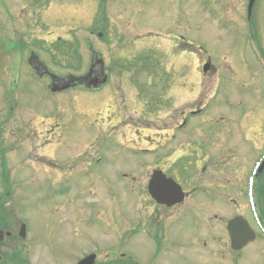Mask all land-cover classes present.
Masks as SVG:
<instances>
[{"label": "rangeland", "instance_id": "rangeland-1", "mask_svg": "<svg viewBox=\"0 0 264 264\" xmlns=\"http://www.w3.org/2000/svg\"><path fill=\"white\" fill-rule=\"evenodd\" d=\"M2 7L0 162L4 156V168L0 173L8 179L2 181L0 176V194L8 190L9 203L28 212L21 217L27 222L52 221L64 231L76 226L74 233L87 226L83 230L88 239L112 243L115 235L105 226L114 219L120 222L130 249L131 222L153 218V210L144 207L138 212L133 206L138 203L134 194L144 186L140 175L144 165L130 166L136 149L126 144L142 148L159 142L164 133L176 141L186 136L205 142V147L213 148V164L206 159L207 176L213 172L214 197L221 209L217 185L222 188L223 181L218 179L230 177L225 159L237 156L230 166L240 162L246 177L264 152V100L259 95L264 73L259 64L247 63L244 51L226 43L224 20L214 13L213 0H6ZM186 32L212 60L213 76L201 74L198 45L180 55L168 48L172 42L165 35L189 39ZM31 55L44 69L42 74L35 71L33 60L27 62ZM98 59L110 76L101 91L77 86L54 94L48 90L50 75L63 80L61 89L69 77L81 76L88 62ZM195 107H204V113L190 117L188 125H205L211 119L213 137L201 130L188 137V128L176 127L171 137L169 125H179L180 112ZM97 153L100 161L93 164ZM114 153L117 160L111 161ZM182 161L170 162L171 167ZM115 171L131 173L142 185L132 195L130 176L123 178ZM204 186L209 193L210 180ZM231 198L238 201L236 193ZM253 200L255 204L246 202L239 213L262 236L253 217L257 214L264 227V199L255 195ZM142 203L147 205V200ZM254 205L257 212H251ZM220 208L218 213L223 214ZM212 213H185L181 218L187 221L185 235L198 228L202 237H208L206 231L216 219ZM217 219V227H223L217 235L224 238L223 221ZM261 247L254 242L243 251L251 255Z\"/></svg>", "mask_w": 264, "mask_h": 264}, {"label": "flooded vegetation", "instance_id": "flooded-vegetation-1", "mask_svg": "<svg viewBox=\"0 0 264 264\" xmlns=\"http://www.w3.org/2000/svg\"><path fill=\"white\" fill-rule=\"evenodd\" d=\"M213 6L214 13L224 20L226 43L238 51H244L247 63L253 66L264 63V0H213ZM167 37L168 41L172 42L168 48L173 53L178 52V55L187 49L196 47L194 46L196 43L190 35H187L189 39L181 35H167ZM32 60L34 65L39 64L34 58L27 62L32 63ZM207 63H209V58H203L199 66L201 73L202 67ZM89 71L90 75L86 76ZM215 72V68L211 66L206 74L202 75L204 77L213 76ZM85 74L78 78V82L82 86H84L82 83L88 85L91 80L97 77L99 82L103 79L107 80L103 85L98 82V89H102L110 80L103 62L99 59L98 61H89ZM258 75L262 76L260 73ZM50 82L52 81L50 80ZM62 82L55 79L54 88L57 89ZM201 110L202 108L195 107L193 110L185 112L183 109L179 114V125L175 123L169 125L173 127L171 137H174L175 127L180 130L188 128L185 132L188 137L195 135L198 130L209 131L210 137H213L211 119L208 122L205 121L207 127L204 124L189 126L187 123L191 121L190 117L199 115ZM161 136L164 137V140H162L163 145L158 146L160 153L154 155L155 147L147 148L144 152L149 154V157L137 161L144 165L143 172L140 174L144 181L142 189L137 191L138 185L142 184L138 183L131 173L113 172L123 178L130 176L131 194L133 195L137 191L134 196L138 203L133 206L138 212H143L144 207L153 210L151 213L153 218L148 219L149 215L146 219H137L131 222L129 227L134 228V231L131 234L133 241L130 242V249L127 246L129 243L123 241L124 236H122L120 222L114 219L109 220L110 225L105 226L112 228L114 238H116L114 242H104L97 237L91 240L83 230L88 229L87 226L81 227L82 230L78 229L74 233L76 226H69L67 231L66 229L64 231V228L59 230L52 221H35L33 224L31 221H24L25 218L21 217H25L23 215L28 212L23 211L18 203L10 204L9 198H7L9 193L4 190L0 194V264H264V235L255 234L254 242L259 243L262 247L260 252L251 255L246 254L243 250L233 251L227 233L224 238L217 235V229L223 230V227H217V215L212 213L217 211V202L214 197L216 189L213 188V172H211V176H207L206 164L207 158L213 164V148L205 147V142L202 144L201 141L186 140V136L178 141L175 138L170 140L169 133H164ZM186 141L189 143L187 144ZM211 142L213 143V139ZM197 151L204 155H197ZM188 152L190 154H187ZM176 154V160L183 159L186 155L188 160L176 167H171L169 157ZM114 156L117 158L116 153ZM233 158L237 159L238 157L229 155L224 161V168L228 170L227 174L230 177H220L218 181H223L222 188L217 185L221 192L217 201H220L221 210L226 214L222 219L224 228L226 219L241 214L239 213L242 210L240 208L247 201L246 180H248V175L246 177L242 175L240 162L234 167L230 166L231 161H234ZM157 170L163 172L167 178H170L171 175L173 176L171 178L176 177L184 187L185 195L182 204L169 207L151 198L147 191V185ZM261 173L263 174L262 179H264V166ZM208 180H210V192L205 193L204 184L208 183ZM234 183L237 188H234ZM234 193L237 194L238 201L231 198V194ZM263 193L264 180L262 183L260 182L258 188H255V195L262 196ZM143 200H147V205L142 203ZM139 205L142 208H139ZM181 210L184 214H177ZM170 211H174L176 214L173 216ZM199 211H208L212 213V217L214 215L216 218L214 221L212 219L211 228L206 231L208 237H202L198 228H194L190 232L191 235L186 236L187 221L181 218L185 217V213H199ZM140 215L142 214L137 216ZM137 216L136 218H138ZM171 216H173L172 219H170ZM75 224L81 225L82 222H75ZM22 225H25L24 230Z\"/></svg>", "mask_w": 264, "mask_h": 264}, {"label": "water", "instance_id": "water-1", "mask_svg": "<svg viewBox=\"0 0 264 264\" xmlns=\"http://www.w3.org/2000/svg\"><path fill=\"white\" fill-rule=\"evenodd\" d=\"M162 179L165 184L162 182L157 183L160 184L161 187H156L154 185L150 186L151 195L158 201L168 205L180 201L182 198L180 187L172 180ZM227 231L231 237V246L235 250L241 249L254 239L253 232L241 217L231 219L227 224Z\"/></svg>", "mask_w": 264, "mask_h": 264}, {"label": "bare ground", "instance_id": "bare-ground-1", "mask_svg": "<svg viewBox=\"0 0 264 264\" xmlns=\"http://www.w3.org/2000/svg\"><path fill=\"white\" fill-rule=\"evenodd\" d=\"M0 17H1V20H2V16L0 15ZM260 168V167H259ZM259 170V169H258ZM258 172V171H257Z\"/></svg>", "mask_w": 264, "mask_h": 264}]
</instances>
